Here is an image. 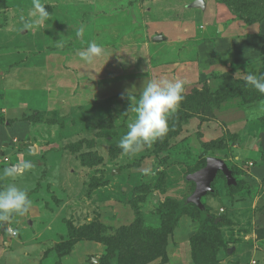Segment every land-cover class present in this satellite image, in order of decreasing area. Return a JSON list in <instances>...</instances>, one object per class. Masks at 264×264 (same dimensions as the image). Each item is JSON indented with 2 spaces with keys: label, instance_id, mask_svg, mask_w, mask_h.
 <instances>
[{
  "label": "rangeland",
  "instance_id": "1",
  "mask_svg": "<svg viewBox=\"0 0 264 264\" xmlns=\"http://www.w3.org/2000/svg\"><path fill=\"white\" fill-rule=\"evenodd\" d=\"M195 1L40 0L50 15L25 30L33 0H0V188L15 184L33 201L0 223V264H264L255 244L264 239V94L245 83L247 72L264 73V0H232L253 25L226 11L208 22ZM221 37L229 72L208 77L214 86L186 81L167 134L124 154L143 82L166 64L196 63L201 40L210 69ZM92 41L105 52L86 64L79 54ZM212 155L244 189L218 205L216 192L204 196L205 217L183 204L188 176Z\"/></svg>",
  "mask_w": 264,
  "mask_h": 264
},
{
  "label": "clouds",
  "instance_id": "2",
  "mask_svg": "<svg viewBox=\"0 0 264 264\" xmlns=\"http://www.w3.org/2000/svg\"><path fill=\"white\" fill-rule=\"evenodd\" d=\"M50 13L45 10V4L40 0H33L31 18L23 20L25 30L41 25L47 20ZM23 19V18H22ZM102 44L95 41L89 42L86 50L80 52V58L86 64H93L96 59L104 55ZM246 85L264 94V73L255 74L247 72ZM186 82L178 78H169L162 75L157 79L143 82L139 89V97L131 109L136 117L127 125V132L122 135L118 147L124 154H135L144 146L151 145L168 132V117L179 107L184 99ZM23 168L31 167L30 162H25ZM6 175H11V170H6ZM33 201L26 190L15 184H7L0 188V223L8 222L13 214L25 215L31 208Z\"/></svg>",
  "mask_w": 264,
  "mask_h": 264
},
{
  "label": "crops",
  "instance_id": "3",
  "mask_svg": "<svg viewBox=\"0 0 264 264\" xmlns=\"http://www.w3.org/2000/svg\"><path fill=\"white\" fill-rule=\"evenodd\" d=\"M200 2L203 3V5H204L203 7L200 5ZM210 2H212V1L210 0ZM210 2H207V0H197V1H195L193 3L194 7H200L203 10L204 9L207 10V8L209 9V10H207L209 12L206 13V15H202V16L207 17V20L212 18V21H213L214 18L216 17V15H218L217 13H219L218 16L220 17V16H223V14L225 13L224 11L229 12L228 9L222 3H215L214 1H213V3H210ZM208 15H210L212 17H208ZM228 16H230V15H228ZM228 16H226V18H229ZM230 17H232V16H230ZM209 21H211V20H208V22ZM218 26L220 27V25H218ZM222 30L225 31V29H222ZM229 30H231V28H227L226 32L232 33V30L231 31H229ZM182 34H185V31ZM230 36H232V35H230ZM158 37H160V40H154L155 38H153L152 41H154V42L155 41L156 42L159 41L160 43L165 41V38L163 36L158 35L156 38H158ZM220 39H221L222 45L224 44V46H225L223 48L224 50L222 51L223 54L221 53L220 49H216V51L213 52V55L211 56L212 60H211L210 63H212V65L210 66V69H206L207 67L205 69L201 68V66L205 62L209 61V60L206 59L207 56L205 55V51L207 49H209L208 42L201 40V41H198L197 49H196V50L199 51V55H200V58L196 61V63L198 61H200V65L199 66H197L196 63H193V64L189 65V67L188 66H186V67L185 66H181V65H183V63L180 62V61L178 62V64L176 62L175 63L166 64L164 67H161V68L158 69V71L156 73L157 74V78H159L162 75H167L169 78L175 77V78H178V79H182L185 82L186 81L187 82L188 81H192V80L195 81V82H206L207 81L208 84L211 83L214 86L215 80L214 79H210L209 80L208 77H210L212 75H222V73L225 74L226 72L228 73L229 70H230V64L232 62L231 58L233 57V54L229 50H227V48H226V46L229 45V39L225 38V37H221ZM208 51H210V50H208ZM221 55H223L224 57H222ZM193 70H195V74L190 76L189 73H191V71H193ZM181 72H183V73L180 75L179 73H181ZM155 77H156V75H155ZM155 77L152 78V79H157ZM209 86H211V85H209ZM216 131H217L216 134H218V136H221V129L218 128ZM210 142H213V141H210ZM209 157H214V158H218V159L222 160L219 156H213L212 155V156H209ZM222 161L224 162L225 160H222ZM217 175H216L214 181L210 185L212 191L207 193L205 195V198L206 199L208 198L207 199L208 201H209V199H215V198H212L213 197L212 195L216 192V199L218 201L217 202V205H218L220 202L222 203L224 201L223 199H225V193H224V184H223L222 181H220V179L217 178ZM225 184H226V181H225ZM250 198H252V196ZM250 198H247L246 201H244V203H242V204L245 205V206L249 205V207H247V208H251V210H252L253 201ZM202 199H200L201 203H202ZM184 201L186 202V199ZM208 201L206 203L207 208H209ZM202 205L204 206L203 203H202ZM236 205H238L237 202H236ZM207 208L204 206V211H200L202 216H205V217L208 216ZM254 213H255V210L254 211L252 210L251 211L252 216L254 215ZM261 213L264 214V210ZM216 221H218V220H216ZM255 244L260 245L263 248L264 247V239H263V242L262 241H257V242H255ZM231 252L232 251H228L227 254H230ZM247 255H248V253H247Z\"/></svg>",
  "mask_w": 264,
  "mask_h": 264
},
{
  "label": "water",
  "instance_id": "4",
  "mask_svg": "<svg viewBox=\"0 0 264 264\" xmlns=\"http://www.w3.org/2000/svg\"><path fill=\"white\" fill-rule=\"evenodd\" d=\"M200 5L202 7L204 6L202 2H200ZM154 40H160V37ZM218 172L224 176L227 186H236L235 179L227 165L218 158L208 157L206 158L203 168L188 176V180L194 183V191L192 195L186 199L187 204H192L196 206L199 211H204V206L200 199L212 191L210 185Z\"/></svg>",
  "mask_w": 264,
  "mask_h": 264
},
{
  "label": "trees",
  "instance_id": "5",
  "mask_svg": "<svg viewBox=\"0 0 264 264\" xmlns=\"http://www.w3.org/2000/svg\"><path fill=\"white\" fill-rule=\"evenodd\" d=\"M219 3H222L227 9H228V11L231 13V14H233V15H235V16H238L237 18L239 19L240 18V20L242 19L243 21H244V23L246 24V25H253L255 22H253V19H252V17H250V15L252 14V11L251 12H247L246 14H244L243 13V11L241 10V9H236V8H234V6H233V2H232V0H217ZM244 14V15H243ZM247 16V17H246ZM263 119H264V117L263 118H261L260 120H262L263 121ZM232 137V136H231ZM233 138V140L234 139H236V138H234V137H232ZM234 142V141H233ZM236 142H237V140H236ZM217 149V148H216ZM205 159H203L202 160V163H201V167L199 168V169H201V168H203L204 166H205ZM228 167V166H227ZM230 170H231V172H232V176L234 177L235 176V171H234V168L232 167V166H229L228 167ZM217 178L218 179H220V181H222L223 182V184H224V191H225V194H227V195H233V194H237V193H239V192H242L243 191V189H244V184H243V182H241L240 180H238V179H235V182H236V186H227L226 184H225V178H224V176L220 173V172H218V175H217ZM192 208L195 212H196V214H198V215H201V212L197 209V207L196 206H194V205H192V204H183V208H184V210L187 208ZM181 208H182V206H181ZM181 208L180 207H178V209H176L175 210V212H176V214H180V212H181ZM175 214V213H174ZM177 218V217H176ZM228 222L225 220V219H223L222 218V220H221V222L220 223H218V225L216 226L217 227V229H218V227H220V226H222V225H225V224H227ZM131 229H129V230H126V231H130ZM132 231V230H131ZM121 231H119V234L117 235V237H116V239L115 240H112V245L115 247V245L117 244V243H119V241H120V238H121ZM124 234H126V232H123L122 233V236L124 235ZM128 234V233H127Z\"/></svg>",
  "mask_w": 264,
  "mask_h": 264
},
{
  "label": "built area",
  "instance_id": "6",
  "mask_svg": "<svg viewBox=\"0 0 264 264\" xmlns=\"http://www.w3.org/2000/svg\"><path fill=\"white\" fill-rule=\"evenodd\" d=\"M10 233H11V231H10ZM13 234H15V233H13Z\"/></svg>",
  "mask_w": 264,
  "mask_h": 264
}]
</instances>
